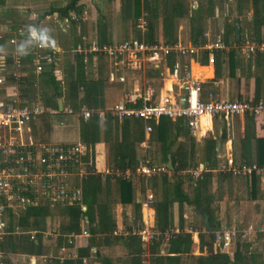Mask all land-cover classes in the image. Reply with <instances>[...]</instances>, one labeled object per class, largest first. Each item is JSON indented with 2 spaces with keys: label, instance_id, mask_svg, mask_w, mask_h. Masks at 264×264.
Returning a JSON list of instances; mask_svg holds the SVG:
<instances>
[{
  "label": "trees",
  "instance_id": "1",
  "mask_svg": "<svg viewBox=\"0 0 264 264\" xmlns=\"http://www.w3.org/2000/svg\"><path fill=\"white\" fill-rule=\"evenodd\" d=\"M91 1V0H89ZM221 1V0H219ZM110 2V0H106ZM188 0H119L121 21H134L142 17L145 21V30L142 34L137 32L135 38L143 40L147 44L159 41L157 35L160 36V41L165 45H173L178 41L179 21L187 20L188 23V42L193 46H203L208 42L204 32V22L213 18L218 14L213 0H199L196 7L191 9ZM234 11L236 17L240 18L247 5L251 10V25L252 30L250 40L258 43L264 41V0H234ZM85 0H68L62 7H53L48 9L39 18L50 16L56 13L61 20H67L74 26L81 13L86 9ZM70 14L74 17L71 19ZM222 15V14H221ZM158 28V29H157ZM233 34V24L231 25ZM96 39L98 44L111 43L110 35L107 33L104 18H99V23L95 29ZM222 40L225 44L228 43V37L224 32ZM241 41V39H240ZM239 41V42H240ZM219 54V55H218ZM220 54L226 56L229 76L233 77L236 68V59L233 50L223 53L214 52V69L215 77H219ZM207 51L201 52L198 58L194 60L200 65L206 64ZM90 59V58H89ZM73 64H64L67 69V79L63 84L57 81L52 75V68H44L40 76L43 85L51 89V94L54 96L51 99L50 95L43 97V102L46 106H50L56 110L55 99H62L64 105H68L75 112L84 106L88 110L102 108L101 89L103 80L100 78L91 79L86 76L85 65L82 62L81 56H74L71 59ZM174 58L168 57L166 64L171 67ZM249 66H252L254 94L252 100L255 101L258 97V88L261 81L264 80V50L256 52L250 57ZM249 69V67H248ZM63 71V70H62ZM158 70H148L145 73L147 79H153L158 76ZM65 79V78H64ZM31 87V81L28 82ZM32 88V87H31ZM103 133L106 135L109 123L112 124L114 130L120 128V140L114 143L113 161L111 172L123 171L125 169H133L137 165V160L134 155V143H140L143 139L142 125L140 120L125 119L117 122L108 114L103 116ZM264 125V116L261 117ZM255 118L243 116V136L239 139V161L240 163H254L257 167L264 166V135L257 137L254 133ZM151 133L149 141L157 143L159 153L163 163L167 157L171 161L172 171L161 175L158 180L159 198L153 202L154 210V229L164 231L172 227L171 208L173 204L178 208V227L180 232L174 235L169 242L163 247L164 254L158 255L160 242L154 241L149 245V253L153 254V264H182L180 262L182 256H189L194 245L191 242L190 235L183 232L181 224V207L187 204L192 207L195 213L201 218V227L203 232L198 233V248L201 253L205 247L206 255L193 257L195 264H264V232H257L256 240L258 248L254 246L250 251V244L247 242L240 243L236 241L233 249L229 253H222L214 248L212 232L219 228V223L215 221L214 210L210 205L213 200L211 192L212 174L210 170L216 168L215 146L216 142L211 138L204 141L202 162L204 171L197 179L192 178L187 174L189 170L197 165L195 156V147L182 118L171 122L167 118H159L156 123L150 122ZM132 129V131H131ZM135 130L137 137L134 140L130 139V131ZM173 135V140H171ZM79 137L81 143L85 145L86 153L83 161L88 164L92 159V148L98 142V117L92 114L88 119H79ZM189 141V147L186 149L181 141ZM225 135L222 133L219 141H224ZM91 155V156H90ZM90 169V168H89ZM179 172L186 173V179H182ZM217 178L219 184L230 178ZM112 178L116 183L117 202L124 206L132 203V186L130 181L123 180L113 175H109L105 179L106 196L105 201L99 199L100 194V177L98 175L87 174L81 181L82 203L85 206V211L81 212L77 206L61 207L58 209L59 215L64 222L60 225V234H78L80 223L86 217L89 227L90 238L88 244H93V236L97 234L103 235V242L108 241L109 235L113 231L115 224L110 217L109 201H108V182ZM258 180L252 177L249 183L250 199L259 198L262 202V217L261 222L264 225V183L262 191L258 195ZM187 182V191L183 185ZM217 198H220V194ZM135 222L139 220V205H134ZM49 216V209L46 206L32 207L20 212L17 216L7 214V235L2 237L0 241V250L5 255L24 254V255H41L42 247L39 234L36 235L35 241L29 240L27 232L35 231L40 233L44 229V219ZM18 227L19 234H13L14 228ZM259 242V243H258ZM113 243L118 244L126 249L128 254L129 264H143L141 258L135 255L134 246L140 244L138 237L127 234L125 236H115ZM87 250V249H86ZM83 251L78 253L82 256ZM54 264L58 261L53 260ZM70 264V263H69Z\"/></svg>",
  "mask_w": 264,
  "mask_h": 264
},
{
  "label": "built area",
  "instance_id": "2",
  "mask_svg": "<svg viewBox=\"0 0 264 264\" xmlns=\"http://www.w3.org/2000/svg\"><path fill=\"white\" fill-rule=\"evenodd\" d=\"M223 13L228 4L234 0H222ZM191 9L196 7L193 2ZM136 30L142 34L145 30V21L142 17L135 22ZM23 29V28H22ZM19 36H22L21 30ZM1 40V36H0ZM14 39H9V44H14ZM233 45V46H232ZM232 46V48H231ZM233 50L239 56L250 58L256 52L264 50V41L258 43L248 38H243L239 43H234L233 38L225 44L220 36L207 42L203 46H193L177 41L173 45H165L162 41L147 44L137 38H129L119 42L98 44L93 39L86 44L76 45L69 53L71 57H82L85 65L88 57L101 59L108 71V81L129 86L122 94L121 100L103 111H90L81 107L78 112L62 103L61 113L66 115H79L83 120L88 119L93 113L98 118L108 114L117 122L125 119L140 120L143 123V133L147 137L151 132L150 122L159 118H167L174 122L178 118L185 120L190 134L199 126L200 117L208 119H221L227 125L235 117L245 115L255 119L264 116V89L255 101L251 100H226L217 99L212 93L202 94L199 78L191 72L186 60L198 58L201 52L207 51L206 64H214V52ZM3 60H0V241L7 235L8 212L17 216L20 212L32 207L46 206L49 209L77 206L81 212L85 211L82 203V191L78 183L92 173L93 170L83 161L86 148L83 143L73 144H43L34 141L28 124L39 116L56 114L57 111L38 104L40 96L35 92L33 101L21 104L19 86L22 83L23 64L11 51ZM61 54L59 46L55 49L35 48L32 53L31 68L27 75L31 79V87L37 89L38 81L44 68H52V75L57 81L62 80L63 71L59 64L58 56ZM173 57L171 67L166 60ZM148 70H163L168 77L174 80L171 88L163 96L157 94L150 80L145 77ZM119 72L117 75L116 73ZM138 73L133 78V73ZM8 85L18 88L13 97H6L5 89ZM175 87L176 91L173 90ZM184 96V106L181 107L179 99ZM143 148H147L143 144ZM218 173L232 178L243 179L250 182L254 176L260 184L264 183V166L257 167L254 163L245 164L235 162L227 156L216 170ZM167 169L163 165H149L146 162L137 164L133 169H127L118 177L129 181L132 176H139L145 180L159 178ZM202 168L195 170L192 175L198 177ZM75 179L76 184H70V179ZM154 197L151 191L145 190L141 207V219L132 230L140 241L148 246L154 241L160 242L159 255H163V247L180 231L154 229L152 205ZM84 223L86 221L84 220ZM191 236L198 232L191 227L184 230ZM257 232H264V225L255 229L247 224L243 229L220 226L212 232L214 248L222 253L232 251L236 241L250 244L248 251L254 246V236ZM16 226L13 234H19ZM29 240L35 241L36 232L26 233ZM87 236V228L81 232ZM64 253L65 249L60 248ZM74 258V254H69ZM8 255L0 250V264H6ZM42 259H44L42 257Z\"/></svg>",
  "mask_w": 264,
  "mask_h": 264
},
{
  "label": "crops",
  "instance_id": "3",
  "mask_svg": "<svg viewBox=\"0 0 264 264\" xmlns=\"http://www.w3.org/2000/svg\"><path fill=\"white\" fill-rule=\"evenodd\" d=\"M67 1V0H65ZM64 1V2H65ZM7 9L11 12H8L13 18V21L10 23L9 21H6L4 24V32L2 34V39H4L6 44L9 48V52L12 51L14 48V44H9L8 41L9 39H14L15 41L21 39H16L13 36V33L17 29L20 31L25 24L24 22L20 21L18 15L19 11L21 10H27L28 15L33 19V17L36 18L35 22L36 23H42L50 26L53 28V23H55V26L57 28L53 29H58V31L62 34L60 37H56V40L58 42V46L60 48L61 54L58 56V60H62L64 57L65 53H68L73 47L76 45H83L86 44L87 42L96 39V36H93L83 44L76 43L73 40V44H71L70 49L65 52V47L63 44L59 41V38L61 37H71L72 35L77 37L78 35L80 36V33H78V27L79 25V20L74 18L75 24L72 26L71 23H69L67 20H61L56 13H53L50 16H45L43 19H40L39 17L45 13L46 11H42L40 14L36 13L33 11V5L30 4V0H20L21 5L19 7L13 6L12 0H7ZM23 2V3H22ZM66 3H64L62 6H64ZM60 6V7H62ZM50 9V8H49ZM15 14L16 17H15ZM71 19H73L74 15L70 14ZM53 19V22L51 23L50 19ZM83 21V20H82ZM2 25V24H0ZM82 25V24H81ZM21 26V27H19ZM2 27V26H1ZM19 27V28H18ZM54 33V31H53ZM81 37V36H80ZM243 39V37H242ZM250 39V38H249ZM160 40V39H159ZM178 41H181L179 39L178 35ZM185 44H189L188 41H186ZM35 51L31 52L30 55L20 58L21 62L23 64L22 68V74H23V79L22 83L19 86V96L18 99L21 104L24 103H29L33 101L35 92L39 94L40 99H42L44 95L43 89L40 91L39 86L42 88H46L47 86L43 85L41 82V79L38 81V87L37 89H33L29 87L28 82L31 81L29 77H27L30 68H31V60H32V53ZM228 51H231L230 49L226 51H220L223 53H227ZM218 53V52H217ZM234 53V52H233ZM219 55V54H218ZM70 58L72 59L70 53L69 55ZM234 57L236 59V68L234 72V76L230 77L229 76V70H228V64H227V59L226 56L223 54H220V67H219V77H215V69H214V64L213 65H200L197 63L195 60H186L188 63L191 72L194 74L195 77L199 78V80L202 82L201 88H202V94L205 95L206 93L210 92L212 93L217 99H226V100H251L253 98L254 94V83H253V68L252 66H249V60L250 58H245L243 56H239L234 53ZM90 58V59H89ZM240 61H239V60ZM59 64L61 65L60 67L63 70V65L62 63ZM98 61L96 59H93L92 56L88 57V61L85 64V71L88 68L89 75H92L91 79H97L99 76L100 79L103 80V85L101 89V96L100 98L102 99V108L98 109L97 111H103L108 109L111 105L114 103L118 102L121 100L122 94L127 91L129 86L118 84L116 82H109L108 81V70L105 67L104 63H101V68L102 71L101 73L96 75V70L99 69L100 66L97 63ZM97 63V65H96ZM249 67V69H248ZM104 70V71H103ZM159 71V72H158ZM158 76L153 78V80H158L159 82V87L155 88L156 92L158 95L163 96L167 89L171 88V86L174 84V80L171 77H168L166 75V72L163 70H158ZM252 73V74H250ZM102 75V76H101ZM235 82L236 86L238 87H245L243 90L242 88L239 90L234 91L231 90V87H233V83ZM49 88V87H48ZM230 88V89H229ZM18 88L13 87L12 85H8L5 89V95L6 97H13L16 94V90ZM50 89V88H49ZM264 89L259 86L258 88V95L260 91ZM51 90V89H50ZM173 90L176 91L175 87H173ZM233 91V92H232ZM50 97L53 95L51 94V91L48 93ZM243 95V97H242ZM230 97H234V99H230ZM54 98V96H53ZM51 98V99H53ZM61 100V103H63L62 99H55V104H56V110L50 106L49 107L51 110L57 111L56 114L61 113L58 108H57V101ZM85 108L84 106H82ZM86 109V108H85ZM88 110V109H87ZM90 111H95V110H90ZM52 114V115H56ZM66 115V114H63ZM70 116V119L68 120V127L71 129V141L68 144H73L80 142V137H79V119L81 118L79 115H66ZM104 118H98V142L94 144L91 152H92V159L88 162V167L93 170L92 175H98L100 177V194H99V199L104 202L105 196H106V183L105 179L109 175H113V177H118L120 173L123 171H115L111 172V168L113 167L112 161H113V148H114V143L116 141L120 140L121 134H120V128H117L114 130L112 127V124L109 123L106 135L104 136L103 133V121ZM234 120V119H233ZM158 121V120H157ZM157 121H153V123H156ZM209 125L207 122L204 125V128L202 129L200 127V122L198 128L194 131L193 134H190L188 131V134L191 137L192 143L194 144V149H195V156L196 153L202 152L203 150V145L204 141H206L208 138H211L216 142L215 146V159H216V168L213 170H210L211 174H215V176H212V184H215V187H213V190L215 189L216 191H212L213 194V200L218 199V195L220 194L221 197V192H222V184L217 181V174L218 172L216 171L217 168L219 167L220 164H222L227 158V156H231L233 160H237L235 158H238L239 162V139L242 138L243 136V117H239V122L236 124H233V121L228 123V125L222 121L221 119H208ZM142 125V135L143 139L140 143H134V155L137 160V164H143L145 162H142L141 158L145 157L146 152H149L153 150V147L156 148V153L153 152L152 155V160L155 161L156 164L154 165H163L166 168V163L167 160L170 161L169 157H167V160L165 163L162 162L161 156L159 153V147L157 143H153V141H149V136L150 133L148 134L147 137L144 136L143 133V123L141 122ZM150 125V123H149ZM60 126L62 124L60 123ZM151 127V126H150ZM188 130V129H187ZM132 131V129H131ZM130 131V139L134 140V138L137 137V134L135 130L133 129L132 133ZM225 135L224 141H219V137L221 134ZM254 133L257 137H261L264 135V125L262 123V119L257 118L255 119L254 123ZM171 140H173V135H171ZM183 142L184 147L187 149L189 147V141H185L184 138L181 140ZM43 143V142H39ZM43 144H49V143H43ZM143 144H146L147 148H143ZM237 144V145H235ZM200 148V150H199ZM237 153H236V152ZM203 156V152L201 154ZM91 156V155H90ZM202 156L196 157L197 165L195 168L189 170L186 172L187 174L191 175L192 178L197 179L200 174L204 171V165L201 163L202 161ZM221 161V162H220ZM147 163V162H146ZM170 166H171V161H170ZM172 168V167H171ZM202 168V172L199 174L198 177H194L192 173L197 170ZM167 169V168H166ZM130 170V169H129ZM168 170V169H167ZM169 171V170H168ZM172 171V170H171ZM170 172V171H169ZM169 172L167 173V176L169 177ZM185 172H179L177 175H179L182 179H186ZM223 175V174H222ZM183 176V177H182ZM224 176V175H223ZM158 178L154 179H148L145 180L139 176H132L131 179L129 180L132 186V203L131 204H126L124 206L118 204L117 202V191H116V183L115 180L110 178L108 182V201H109V214L111 219L113 220L115 227L111 234L109 235L108 241L103 242V235L102 234H97L93 236V244L89 245L88 240L90 238V232H89V227L91 226L86 217L83 218V220L80 223L79 226V233L78 234H60V225L63 224L64 220L63 218L59 215V208H53L54 210L56 209V214L52 213L53 209H49V216L44 219V229L40 232L35 234V237L37 234L40 236L41 240V247H42V254L33 256V255H24V254H14V255H8V259L6 264H54L52 261L56 260L58 261L57 264H129L128 260V254L126 249L121 247L118 244L113 243V238L115 236H125L127 234H132V230L136 227L137 224H139L140 219H141V207L140 204L143 201L144 198V193L145 190L151 191L154 197V201L159 198V186L157 187H151L148 188V183L149 181L156 180ZM243 180V179H242ZM82 181V180H81ZM81 181L78 183V186L81 188ZM214 181V182H213ZM245 181V180H243ZM75 182V180H74ZM258 182V181H257ZM247 184L248 190H249V183L248 181H245ZM259 183V182H258ZM76 184V182H75ZM262 185V184H261ZM187 186V182L183 185ZM185 191H187V187H184ZM82 191V190H81ZM220 199V198H219ZM212 200V201H213ZM223 200V199H220ZM219 200V201H220ZM222 203V202H220ZM134 205H139V213L140 217L137 222H135V212H134ZM211 207V205H210ZM153 212V223H154V210L152 208ZM195 216L199 217L200 216L194 212L191 206L187 204H183L181 207V224H182V230L184 232L185 229L188 227H191L192 229H195L193 227L194 225V220L196 219ZM171 221H172V227L169 229H178V208L176 204H173L171 208ZM84 220L86 223H84ZM193 220V222L191 221ZM217 223H219V227L222 226L220 219H215ZM193 224V225H192ZM200 224H201V218H200ZM250 224V223H249ZM253 225V224H250ZM262 225L261 218L257 219L256 224L253 226L255 229L259 230V227ZM87 228V236H82L81 232L83 229ZM202 229V228H201ZM198 233L203 232V230H198L195 229ZM180 231V230H179ZM35 232V231H34ZM257 234V233H256ZM134 235V234H132ZM136 236V235H134ZM138 237V236H136ZM191 242L194 245L192 248L196 254L199 255H206V249L205 247L202 248V252L200 253L199 248H198V234L197 236H191ZM139 239V238H138ZM254 240H256V235L254 236ZM140 241V239H139ZM60 248H64L65 252L62 253L60 252ZM87 249V250H86ZM83 251L82 256H78V253ZM192 252V250H191ZM189 253V255L191 254ZM74 254V258H69V254ZM134 253L135 255L139 256L141 258V261L143 264H153L151 261L153 260V254L149 253V245L146 246L144 245L141 241L140 244L134 246ZM159 255V254H158ZM42 257L44 259H42ZM187 256H182L180 262L182 264H185ZM149 258V260L147 259Z\"/></svg>",
  "mask_w": 264,
  "mask_h": 264
},
{
  "label": "rangeland",
  "instance_id": "4",
  "mask_svg": "<svg viewBox=\"0 0 264 264\" xmlns=\"http://www.w3.org/2000/svg\"><path fill=\"white\" fill-rule=\"evenodd\" d=\"M65 0H30V4L33 5V11L36 13H41L42 11H48L49 8L53 7H60L64 3H67ZM86 1V9L81 13L79 16V25L78 27V33H80V36L78 35L75 37V35L71 37H61L59 38V41L63 44L65 47V52L70 49L71 44H73V40L78 44L81 42V44L85 43L87 39L96 36V26L99 23V18L103 17L104 18V24L106 25V30L107 33L110 35V40L111 42H119L122 40H126L129 38H135L137 35V30L136 27L134 26V21H126L122 22L120 17V6H119V0H110V2H106V0H85ZM13 6L19 7L21 5L20 0H12ZM193 2L198 3L199 0H188L187 3L191 5ZM23 3V2H22ZM214 6H216L218 10V14L213 18H209L204 22V32L206 34L207 40L211 42L213 39L216 37L220 36L222 37L223 33H226V36L228 37V40L231 41L233 38V34L231 32V25H232V20L236 17V13L234 11V4H228L225 13L226 16L223 17L221 14L223 13V3L222 0H213ZM7 0H0V44H6L4 39H2V34L4 32V24H6V21H9L10 23L13 21V17L8 14V12H11L7 9ZM191 10V8L189 9ZM20 15L19 20L24 22L26 25L27 23L33 22V19L28 15L27 10H21L18 12ZM17 14H15L16 17ZM240 19V39L242 41L243 38H250L251 34V10L249 6L247 5L246 10L243 11ZM83 20V21H82ZM51 23L53 22V19H50ZM82 24V25H81ZM53 28H57L55 26V23L52 24ZM2 26V27H1ZM21 27V26H19ZM18 27V28H19ZM158 29V28H157ZM21 30V29H20ZM178 35L179 39L181 40L182 43H186L188 41V23L187 20H181L179 21V28H178ZM19 31L17 29V32L15 31L13 33V36L16 39L21 38V36L18 35ZM54 37H60L62 34L58 31V29H54L53 33ZM157 37L160 39L159 34ZM23 38V37H22ZM160 41V40H159ZM233 46V45H232ZM231 46V48H232ZM69 52L64 54L63 59L60 61L63 65V76L62 80L60 81L61 83H65L67 76L66 74L67 69L64 68V64H73ZM98 62L99 69L96 70V75L101 73L102 68H101V59H96ZM239 60V59H238ZM240 61V60H239ZM96 63V65H97ZM104 71V70H103ZM85 72H89L88 68ZM110 73V71H108ZM117 72L116 74H118ZM254 74V71L252 72ZM250 73V74H252ZM86 76L89 78L92 75H89L86 73ZM102 76V75H101ZM138 76V73H133V78H136ZM99 78V76H97ZM65 78V79H64ZM150 80L151 84L155 87H159V82L158 80H153V79H148ZM233 87H231L232 92L235 93V90H239L242 88V90L245 87H238L236 86L235 82L233 81ZM261 88L264 87V80L261 81L260 85ZM39 90L41 91L43 89L44 95H48V93L51 91L48 87L42 88L41 86L38 87ZM129 89V88H128ZM127 89V90H128ZM230 89V88H229ZM44 96V97H45ZM243 97V95H242ZM230 99H234V97H230ZM242 99V98H241ZM38 104L41 106H46L43 102V99H40L38 101ZM70 119V116H66L63 114H56V115H43L37 117L35 120L31 121L28 124V127L30 129L31 135L33 136V139L35 142H43V143H49V144H68L71 141V129H69L67 123L68 120ZM233 124L239 122V117L233 118ZM231 121V122H232ZM60 123L62 126H60ZM237 145V144H235ZM200 150V148H199ZM153 152L156 153V148L153 147V150L146 152L145 157L141 158L142 162H147L149 165H154L156 164L155 161L152 160V155ZM236 152V151H235ZM237 153V152H236ZM202 152L196 153V157L202 156ZM238 161V158H235ZM221 162V161H220ZM216 173L212 174V176H215ZM219 174H217V177ZM183 177V176H182ZM222 177H227V176H222ZM75 179L71 178L70 179V184H74ZM214 182V181H213ZM221 186H222V192H221V197L220 200L215 199L211 203V209L214 210V218L215 219H220L222 226L225 227H234L236 229H243L247 224H256L257 219H260L262 217V202L259 198H256L255 200L250 199V194L249 190L247 187V184L245 181L242 179H237V178H232L230 177L229 179L225 181H221ZM148 188L151 187H157L158 188V180H153L149 181L148 183ZM186 187V186H184ZM213 187H215V184L211 185V190L216 191L215 189L213 190ZM262 185L258 183V195H260L262 191ZM220 200V201H219ZM222 202V203H220ZM56 214V209H53V212ZM196 218L193 222L194 225L193 227L198 230H202L201 225H200V218L195 216ZM261 241H264L263 239ZM259 243V242H258ZM255 249L258 248L257 241L255 243ZM198 254L192 249V252L189 256L186 257L185 264H195L194 260L192 259L193 257H196ZM149 260V258H147Z\"/></svg>",
  "mask_w": 264,
  "mask_h": 264
},
{
  "label": "clouds",
  "instance_id": "5",
  "mask_svg": "<svg viewBox=\"0 0 264 264\" xmlns=\"http://www.w3.org/2000/svg\"><path fill=\"white\" fill-rule=\"evenodd\" d=\"M35 20L36 18L33 17V22L27 23L21 29L23 38L14 42L12 52L17 58L30 55L33 49L37 47L44 49L58 47V42L53 35L54 29L46 24L36 23ZM9 54L8 46L0 44V60H3Z\"/></svg>",
  "mask_w": 264,
  "mask_h": 264
},
{
  "label": "water",
  "instance_id": "6",
  "mask_svg": "<svg viewBox=\"0 0 264 264\" xmlns=\"http://www.w3.org/2000/svg\"><path fill=\"white\" fill-rule=\"evenodd\" d=\"M232 24H233V41L234 43H239L240 41V19L238 17H235L233 20H232ZM53 98V96L51 97ZM184 96H181L180 99H179V104L181 107L184 106ZM61 107H62V103H61V100H58L57 101V108L59 111H61ZM166 168L171 171L172 168L170 166V161L167 160V163H166Z\"/></svg>",
  "mask_w": 264,
  "mask_h": 264
},
{
  "label": "bare ground",
  "instance_id": "7",
  "mask_svg": "<svg viewBox=\"0 0 264 264\" xmlns=\"http://www.w3.org/2000/svg\"><path fill=\"white\" fill-rule=\"evenodd\" d=\"M199 122H200V127H201L202 129L204 128V125H205L206 122H207V124L209 125L208 118H206V117H200Z\"/></svg>",
  "mask_w": 264,
  "mask_h": 264
}]
</instances>
